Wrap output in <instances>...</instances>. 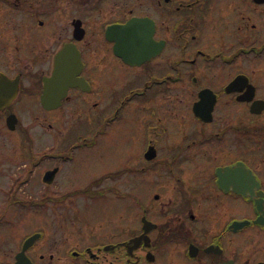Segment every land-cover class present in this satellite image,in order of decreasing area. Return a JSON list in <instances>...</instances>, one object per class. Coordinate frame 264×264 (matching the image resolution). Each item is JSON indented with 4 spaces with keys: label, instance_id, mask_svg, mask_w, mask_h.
<instances>
[{
    "label": "flooded vegetation",
    "instance_id": "obj_1",
    "mask_svg": "<svg viewBox=\"0 0 264 264\" xmlns=\"http://www.w3.org/2000/svg\"><path fill=\"white\" fill-rule=\"evenodd\" d=\"M17 263L264 264V0H0Z\"/></svg>",
    "mask_w": 264,
    "mask_h": 264
},
{
    "label": "rangeland",
    "instance_id": "obj_2",
    "mask_svg": "<svg viewBox=\"0 0 264 264\" xmlns=\"http://www.w3.org/2000/svg\"><path fill=\"white\" fill-rule=\"evenodd\" d=\"M34 108H36V106H34ZM126 145L123 148H119L114 157L119 159L125 156L131 157L137 155V153L140 151V144L138 143L134 144L133 146H128L127 148ZM85 156H87V154Z\"/></svg>",
    "mask_w": 264,
    "mask_h": 264
},
{
    "label": "water",
    "instance_id": "obj_3",
    "mask_svg": "<svg viewBox=\"0 0 264 264\" xmlns=\"http://www.w3.org/2000/svg\"><path fill=\"white\" fill-rule=\"evenodd\" d=\"M18 264V263H17Z\"/></svg>",
    "mask_w": 264,
    "mask_h": 264
}]
</instances>
